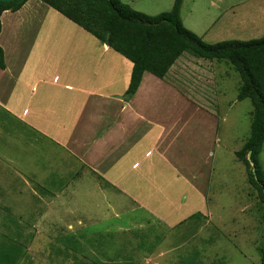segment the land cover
Instances as JSON below:
<instances>
[{
    "label": "rangeland",
    "instance_id": "374dc122",
    "mask_svg": "<svg viewBox=\"0 0 264 264\" xmlns=\"http://www.w3.org/2000/svg\"><path fill=\"white\" fill-rule=\"evenodd\" d=\"M121 1L150 15L174 3ZM257 1L182 0L180 16L205 42L259 38L264 28L257 30L244 16L237 20ZM245 2L248 5L238 9ZM219 17L231 22L209 28ZM210 61L205 64L214 66V83L197 88L208 95V103H200L197 112L184 109L183 116L175 118V130L181 134L169 151L179 155L191 146L190 158H199L201 166L194 173L198 189H183L174 205L168 199L143 202L135 194L126 196L94 171L85 177L80 170L71 172L70 179L61 174L59 180L53 172L16 166L26 162L23 157L34 147L35 133L0 106V245H17L15 264H260L264 205L235 154L250 134L253 106L248 98L237 99L241 80L233 65L224 59ZM182 85L187 96L195 83ZM258 159L264 174V142ZM74 167L79 168L77 163ZM83 177L82 187H77L75 181ZM156 193L155 198L173 197L171 192L159 194V189Z\"/></svg>",
    "mask_w": 264,
    "mask_h": 264
},
{
    "label": "crops",
    "instance_id": "0c3cea01",
    "mask_svg": "<svg viewBox=\"0 0 264 264\" xmlns=\"http://www.w3.org/2000/svg\"><path fill=\"white\" fill-rule=\"evenodd\" d=\"M257 2L250 10H239L237 20L244 16L260 31L264 1ZM219 21L231 22L219 17L209 28ZM0 22L5 61L0 68V106L35 133L34 147L23 157L26 162L16 166L53 172L59 180L65 175L70 179V173L78 170L84 177L94 171L126 196L135 194L143 202L168 199L174 205L183 189H196L199 181L194 173L201 160L190 158L191 146L184 147L180 156L169 148L181 134L175 130V118L183 116L184 109L197 112L203 107L200 103H208V95L197 88L214 83V66L205 64L212 63L209 59L184 52L163 78L145 71L127 99L132 62L42 0H27L16 11L4 10ZM182 84L191 87L187 96L194 95L196 101L184 95ZM74 163L79 166L76 170ZM84 177L74 184L81 188ZM156 189L173 197L155 198Z\"/></svg>",
    "mask_w": 264,
    "mask_h": 264
},
{
    "label": "trees",
    "instance_id": "16d2710c",
    "mask_svg": "<svg viewBox=\"0 0 264 264\" xmlns=\"http://www.w3.org/2000/svg\"><path fill=\"white\" fill-rule=\"evenodd\" d=\"M26 1H0V15L4 10L16 11ZM42 1L132 62L124 94L127 99L136 92L145 71L163 78L184 52L199 58L230 62L241 80L237 99L248 98L253 106L250 134L235 154L246 165L248 181L264 205V174L258 159L264 142V35L247 40L205 42L183 24L180 16L182 0H174L169 10L155 15L136 10L121 0ZM4 67L0 46V68ZM18 252L15 244L0 245V264H15ZM260 264H264V234Z\"/></svg>",
    "mask_w": 264,
    "mask_h": 264
},
{
    "label": "water",
    "instance_id": "95a60500",
    "mask_svg": "<svg viewBox=\"0 0 264 264\" xmlns=\"http://www.w3.org/2000/svg\"><path fill=\"white\" fill-rule=\"evenodd\" d=\"M0 1H11V0H0ZM248 159H249V155H248ZM253 172H254V169H253Z\"/></svg>",
    "mask_w": 264,
    "mask_h": 264
}]
</instances>
